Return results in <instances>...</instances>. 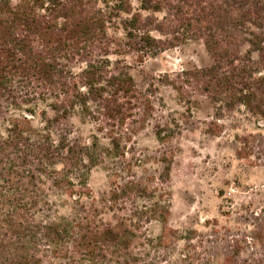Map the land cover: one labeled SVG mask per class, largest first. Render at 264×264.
<instances>
[{"label": "trees", "instance_id": "trees-1", "mask_svg": "<svg viewBox=\"0 0 264 264\" xmlns=\"http://www.w3.org/2000/svg\"><path fill=\"white\" fill-rule=\"evenodd\" d=\"M139 5L146 16L128 0H0V264H194L166 250L180 237L164 224L182 123L113 58L201 42L210 64L161 82L185 111L211 106L208 134L235 110L264 124V0ZM148 128L152 150L136 142ZM96 167L110 178L98 194Z\"/></svg>", "mask_w": 264, "mask_h": 264}, {"label": "rangeland", "instance_id": "rangeland-1", "mask_svg": "<svg viewBox=\"0 0 264 264\" xmlns=\"http://www.w3.org/2000/svg\"><path fill=\"white\" fill-rule=\"evenodd\" d=\"M128 1L133 13L147 15L139 10V0ZM109 33L123 36L119 28H110ZM203 48L201 42L191 41L164 51H129L113 58L122 61L140 91L154 85L164 110L182 123L174 141L170 214L164 224L180 237L167 246L168 260L187 254L194 264H264V124L235 110L223 117L221 135L208 134L211 106L200 102L185 111L186 104L161 82L164 75L208 66L210 58ZM73 123L85 138L93 131L91 125ZM136 142L150 150L157 146L150 128L138 133ZM243 142L254 148L243 150ZM106 171L102 167L91 171L89 187L94 194L109 189ZM148 229L151 236H158L163 226L153 222Z\"/></svg>", "mask_w": 264, "mask_h": 264}]
</instances>
